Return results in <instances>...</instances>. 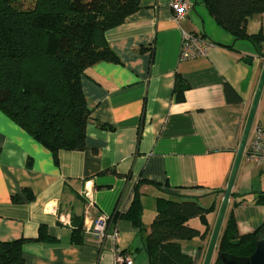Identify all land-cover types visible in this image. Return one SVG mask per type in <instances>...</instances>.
Here are the masks:
<instances>
[{
	"label": "crops",
	"instance_id": "1",
	"mask_svg": "<svg viewBox=\"0 0 264 264\" xmlns=\"http://www.w3.org/2000/svg\"><path fill=\"white\" fill-rule=\"evenodd\" d=\"M188 1V13L177 22L171 0H140L124 23L106 32L118 60L97 62L82 76L91 109L83 149L60 150L56 159L0 109V241L27 239L25 264H114L112 242L86 231L87 182L94 216L126 211L140 185L146 230L141 233L126 219L115 223L117 245L136 251L133 264L149 263L142 238L158 196L174 193L196 197L204 206L215 203L206 237L182 241L194 264H203L264 56L218 24L203 0ZM184 31L212 44L205 56L180 57ZM261 32L264 14L250 17L248 33ZM178 78L189 86L184 101L176 99ZM258 124L264 125V91L253 128ZM263 191L264 166L246 149L220 236L230 213L242 234L263 225L264 204L258 201ZM81 222L83 242L74 244L71 233ZM190 224L205 229L199 218ZM41 225L58 240H36ZM217 256L218 245L212 264Z\"/></svg>",
	"mask_w": 264,
	"mask_h": 264
},
{
	"label": "trees",
	"instance_id": "2",
	"mask_svg": "<svg viewBox=\"0 0 264 264\" xmlns=\"http://www.w3.org/2000/svg\"><path fill=\"white\" fill-rule=\"evenodd\" d=\"M203 2L218 24L237 39L251 41L264 56V34L248 33L250 17L264 14V0ZM139 7L140 0H0V109L51 150L56 159L60 150L84 148L91 109L82 76L97 62L118 60L106 32L124 23ZM188 87L177 79L178 101H184ZM226 90L230 91V86ZM141 194L138 185L129 208L116 210L109 217L112 226L126 219L141 233L146 230ZM258 201L264 204V191ZM215 208V203L204 206L196 197L174 193L158 196L150 230L142 238L148 264H194L182 241L205 238L210 229L208 214ZM193 218H199L205 229L190 224ZM263 227L264 223L258 230L242 234L230 213L214 264H223L221 253L252 255ZM84 232V223L77 224L71 233L72 243H82ZM36 240L58 239L41 225ZM26 241H0V264H25Z\"/></svg>",
	"mask_w": 264,
	"mask_h": 264
},
{
	"label": "built area",
	"instance_id": "3",
	"mask_svg": "<svg viewBox=\"0 0 264 264\" xmlns=\"http://www.w3.org/2000/svg\"><path fill=\"white\" fill-rule=\"evenodd\" d=\"M170 4L174 11V20L177 22L181 21L188 13L190 7L189 1L171 0ZM211 45L212 44L207 39L194 33L184 31L180 57L182 59H191L205 56ZM246 149L248 156L252 161L256 162L258 165L264 166V125L258 124L254 126ZM82 194L87 199L84 213L86 219V231L93 232L103 240L109 239L112 242L114 264H133V253L122 250L117 245L118 230L111 225L109 221L110 216L104 214L94 216L93 210L96 208V203L93 197V187L90 182L86 183Z\"/></svg>",
	"mask_w": 264,
	"mask_h": 264
},
{
	"label": "water",
	"instance_id": "4",
	"mask_svg": "<svg viewBox=\"0 0 264 264\" xmlns=\"http://www.w3.org/2000/svg\"><path fill=\"white\" fill-rule=\"evenodd\" d=\"M248 63L252 62L250 57L246 58ZM264 91V63L255 92V96L247 116L244 131L240 140V144L237 150L236 159L229 177V181L223 193V198L218 210L217 218L211 233L209 244L206 250L205 258L203 264H212L215 251L217 249L218 241L220 238L223 223L227 214L230 199L233 194V187L235 185L238 172L241 166L242 159L246 152L247 145L249 143V138L253 129L254 121L256 118V112L260 99ZM223 264H264V227L261 229L260 233L256 236V250L252 255L249 256H237L230 253H221L219 256Z\"/></svg>",
	"mask_w": 264,
	"mask_h": 264
},
{
	"label": "rangeland",
	"instance_id": "5",
	"mask_svg": "<svg viewBox=\"0 0 264 264\" xmlns=\"http://www.w3.org/2000/svg\"><path fill=\"white\" fill-rule=\"evenodd\" d=\"M138 261V260H137ZM136 264H137V262H136Z\"/></svg>",
	"mask_w": 264,
	"mask_h": 264
}]
</instances>
